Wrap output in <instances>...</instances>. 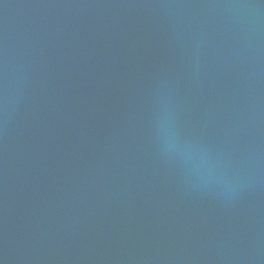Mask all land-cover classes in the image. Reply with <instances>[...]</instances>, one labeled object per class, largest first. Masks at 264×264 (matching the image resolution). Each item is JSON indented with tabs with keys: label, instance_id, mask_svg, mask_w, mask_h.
Wrapping results in <instances>:
<instances>
[{
	"label": "water",
	"instance_id": "1",
	"mask_svg": "<svg viewBox=\"0 0 264 264\" xmlns=\"http://www.w3.org/2000/svg\"><path fill=\"white\" fill-rule=\"evenodd\" d=\"M0 264H264V0H0Z\"/></svg>",
	"mask_w": 264,
	"mask_h": 264
}]
</instances>
